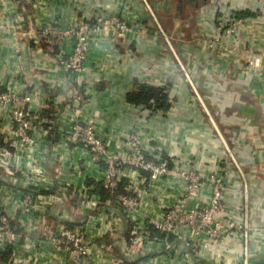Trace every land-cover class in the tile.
<instances>
[{"label":"crops","instance_id":"obj_1","mask_svg":"<svg viewBox=\"0 0 264 264\" xmlns=\"http://www.w3.org/2000/svg\"><path fill=\"white\" fill-rule=\"evenodd\" d=\"M146 3L171 36L185 71ZM113 18L147 30L123 38L97 26ZM235 18L243 20L222 36L228 48L210 45L217 21ZM56 19L94 27L87 68L79 75L90 87L85 103L77 101L76 82L63 66L72 43L49 44L39 37L40 27ZM137 82L164 87L169 107L128 102L126 94ZM22 88L33 115L34 146L16 157L26 166L30 151L44 171L32 179L27 167L14 178L0 169V209L19 233V244L0 253L5 255L0 264H135L166 258L167 264H193L192 249L174 236L156 237L144 248L130 246V223L101 184L105 164L91 161L67 136L78 116L93 121L114 150L135 131L147 152L169 158L170 165L178 159L202 177L220 176L228 206L220 222L224 227L246 223L247 235L242 229L222 232L209 248H197L202 261L264 264V0H0V89ZM124 173L122 184H134L132 192H138L147 214L184 190L174 175L148 188L144 173L127 168ZM201 189L203 203L209 193L203 181ZM20 191L39 195L30 211L18 205ZM64 229L81 236L86 254L73 259L57 246L51 237Z\"/></svg>","mask_w":264,"mask_h":264},{"label":"built area","instance_id":"obj_2","mask_svg":"<svg viewBox=\"0 0 264 264\" xmlns=\"http://www.w3.org/2000/svg\"><path fill=\"white\" fill-rule=\"evenodd\" d=\"M150 10L157 31L162 33L172 50L175 59L182 70H186L181 63L178 53L171 41V36L167 35L156 15ZM243 18H235L231 21L219 19L217 21L216 35L208 39V43H220L224 48L228 44L222 40L223 34L230 35L233 27L241 23ZM97 26L112 29L123 38L127 37L133 30L140 29L146 32L147 27H135L129 22L117 18L102 20ZM94 30L92 25L80 22L77 25H64L60 19L53 20L40 27L39 37L49 43H60L70 41L71 50L67 59L63 61L64 70L72 76V81L76 82L75 92L77 101H85L90 98V87L82 83L79 75L87 68L88 50L90 46L89 32ZM250 60V64H252ZM22 89H0V169L3 173L14 178V173L23 166L29 170V177L37 178L43 174L44 167L34 162L32 153L29 151L31 159H25L26 166L17 160L16 152L25 148L31 150L34 146L32 131L34 128L32 113L26 104L29 97L23 94ZM68 138L86 150L89 159L93 162H103V174L101 177L102 186L111 195L112 201L119 206L125 217L129 221L128 241L130 246L144 248L156 238V233H164L166 236H174L182 240L184 244L192 249L194 257L193 264H204L199 247L209 248L222 232L231 230H243L244 237L247 235L246 223L230 222L224 227L220 222V217L227 214L228 206L222 199L223 182L221 177L211 173L205 177L192 166H184L178 159L174 165H170V159L161 154L150 153L141 145L140 135L133 131L124 140L122 149L114 150L107 140L101 138L96 131V125L91 120H85L79 116L74 118L68 131ZM10 147L14 151L10 150ZM159 149V148H158ZM125 168L135 171L141 175V171H146L147 176L143 179L152 185L161 184V178L166 175L175 176L182 180L184 190L176 195L170 203L160 205L157 213L147 214L143 211L140 196L132 192V185L125 186L126 193L117 192V189L124 177ZM204 178V179H203ZM205 182L209 188V193L205 197V202H200L201 183ZM19 191V190H16ZM19 204L22 211H30L39 195H33L20 191ZM84 196L86 193L84 192ZM19 233L12 227L11 219L0 209V253H4L8 248H15L19 244ZM59 247L68 250L70 256L76 259L87 252V247L83 243L80 235L71 230L64 229L61 234L51 237ZM167 240V238H166ZM167 260V258L165 259ZM143 261L135 264H167L168 261ZM221 264V263H213ZM225 264V263H222Z\"/></svg>","mask_w":264,"mask_h":264},{"label":"trees","instance_id":"obj_3","mask_svg":"<svg viewBox=\"0 0 264 264\" xmlns=\"http://www.w3.org/2000/svg\"><path fill=\"white\" fill-rule=\"evenodd\" d=\"M126 100L130 103L146 106L151 109H166L169 107L168 94L164 87L155 86L143 82H137L134 87L129 90L126 94ZM145 176L148 175L146 171H141ZM123 189V190H122ZM117 192L126 193L125 185L122 184V181L117 189ZM111 199V195H110ZM12 227L16 229L13 223ZM17 230V229H16ZM156 237L163 238L166 235L164 233L157 232ZM172 237L171 235L166 238ZM1 260H5V255H0Z\"/></svg>","mask_w":264,"mask_h":264}]
</instances>
